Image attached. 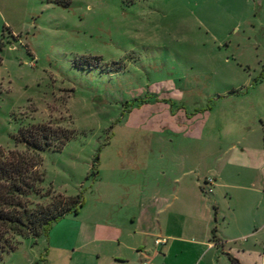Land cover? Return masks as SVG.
I'll return each instance as SVG.
<instances>
[{
	"label": "rangeland",
	"instance_id": "rangeland-1",
	"mask_svg": "<svg viewBox=\"0 0 264 264\" xmlns=\"http://www.w3.org/2000/svg\"><path fill=\"white\" fill-rule=\"evenodd\" d=\"M0 41V149L25 151L29 125L70 133L39 153L32 198L80 196L69 219L117 218L125 190L169 195L264 121V0H0ZM16 241L0 264H48V234Z\"/></svg>",
	"mask_w": 264,
	"mask_h": 264
},
{
	"label": "crops",
	"instance_id": "crops-1",
	"mask_svg": "<svg viewBox=\"0 0 264 264\" xmlns=\"http://www.w3.org/2000/svg\"><path fill=\"white\" fill-rule=\"evenodd\" d=\"M174 183L169 195L123 191L117 218L111 209L100 221L64 216L48 232V264H233L229 256L264 264L263 120L244 124L237 139L215 141L212 160L201 157L197 171ZM158 238L166 242L156 246Z\"/></svg>",
	"mask_w": 264,
	"mask_h": 264
},
{
	"label": "trees",
	"instance_id": "trees-1",
	"mask_svg": "<svg viewBox=\"0 0 264 264\" xmlns=\"http://www.w3.org/2000/svg\"><path fill=\"white\" fill-rule=\"evenodd\" d=\"M69 134L60 127L29 125L21 128L15 139L16 143L25 145V151L0 149V260L16 250V238L47 235L54 223L68 213H76L81 206L80 196L60 198L46 206L32 200L43 196L40 185L44 176L40 171L39 153L49 148L60 150ZM212 236L215 238L214 234ZM229 259L233 264H239L231 256Z\"/></svg>",
	"mask_w": 264,
	"mask_h": 264
},
{
	"label": "built area",
	"instance_id": "built-area-1",
	"mask_svg": "<svg viewBox=\"0 0 264 264\" xmlns=\"http://www.w3.org/2000/svg\"><path fill=\"white\" fill-rule=\"evenodd\" d=\"M213 185H214V179L213 177H205L204 179V189L206 191V193L208 194H211L212 191H213ZM166 242V239L165 238H158L154 241L155 245L158 246V245H161V244H164Z\"/></svg>",
	"mask_w": 264,
	"mask_h": 264
}]
</instances>
